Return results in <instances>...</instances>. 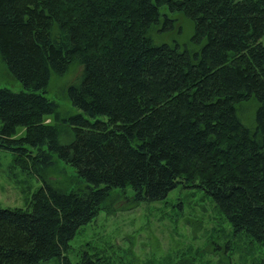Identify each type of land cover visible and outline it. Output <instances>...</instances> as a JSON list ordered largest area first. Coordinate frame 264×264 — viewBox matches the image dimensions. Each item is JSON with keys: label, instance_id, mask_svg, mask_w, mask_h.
<instances>
[{"label": "trees", "instance_id": "1", "mask_svg": "<svg viewBox=\"0 0 264 264\" xmlns=\"http://www.w3.org/2000/svg\"><path fill=\"white\" fill-rule=\"evenodd\" d=\"M172 13L191 21L193 46L154 41ZM0 58L20 84L0 86V148L28 194L0 207V264H72L69 240L116 209L106 200L176 187L264 243V0H0ZM75 66L71 113L48 87ZM104 256L83 248L75 264Z\"/></svg>", "mask_w": 264, "mask_h": 264}, {"label": "rangeland", "instance_id": "2", "mask_svg": "<svg viewBox=\"0 0 264 264\" xmlns=\"http://www.w3.org/2000/svg\"><path fill=\"white\" fill-rule=\"evenodd\" d=\"M171 16L176 18L175 28L157 34L154 41L177 40L180 44L193 46L191 21L179 13ZM80 72L81 67L75 66L64 76L52 75L48 87L49 96L58 99L71 113L78 109L64 99L63 90ZM0 86L12 89L20 86L9 76L1 58ZM247 104L245 109L250 117L254 112L253 102ZM11 159V150L0 148V207L22 206L28 195L23 191L26 185L18 181L24 176L16 169L17 177L9 172ZM59 176L58 172L49 174L54 180H59ZM39 184L36 178L27 182L31 191ZM126 191L130 194L131 188L128 186ZM105 203L116 209L101 208L69 240L66 255L72 264L78 261L83 248L89 252L104 250L105 264H264V243H258L246 234H232L228 221L222 218L214 201L202 190L176 187L165 198L142 200L126 208L119 207L122 201L106 200ZM37 264L59 262L52 257Z\"/></svg>", "mask_w": 264, "mask_h": 264}]
</instances>
